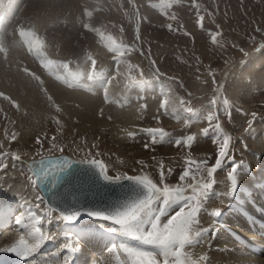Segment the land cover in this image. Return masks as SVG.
<instances>
[{
	"label": "rangeland",
	"instance_id": "374dc122",
	"mask_svg": "<svg viewBox=\"0 0 264 264\" xmlns=\"http://www.w3.org/2000/svg\"><path fill=\"white\" fill-rule=\"evenodd\" d=\"M104 1H106L103 3L105 6L97 3L93 6L94 10L87 9L83 18L75 23L76 30H89L91 34H81L80 30L71 35L66 42L62 56L51 55L49 59L56 62L68 61L70 71L80 70L83 73L87 70L84 72L85 78L82 79L81 84L90 88L101 86L105 92V89L109 90V87L113 88L116 85L114 87L117 88L116 91L111 88L107 90L108 95L112 93L111 102L113 101V105L117 107L114 117L107 116V109H103L105 114L97 111L92 115L90 111H85L82 113L83 117L85 113L87 114L85 118L67 119L60 116L56 110L55 106H62L60 98L59 100L54 97L39 98L35 92L29 95L27 86L15 80L16 77L9 78L8 74L0 71V154L9 153L5 158L7 164L8 161L16 164L15 167H7L0 172L2 174L14 173L25 184V187H32L33 197L30 202L40 214L50 207L44 198L43 201L37 200L38 195L43 196L37 187L33 188L31 185L28 178L29 170L22 159L60 153L77 157L76 159L94 158L104 162L110 176L147 174L158 185L161 183L160 165L162 163L165 170L164 183L174 186L179 182L178 177L186 167V161L207 160V166L214 164L218 151V144L214 143V138L217 137L214 128L216 123L221 125L223 134L230 137L229 154L237 163L242 161L245 164L242 152L251 155L257 149V144L246 139L247 134L260 127L256 131L264 136L262 128L264 127V83H261L264 81V0ZM17 10L18 8L12 11ZM92 13L94 16H91ZM200 16L203 17V27L198 24ZM169 24L172 25V30L167 27ZM49 27L54 30L57 24L52 23ZM26 30H30V34ZM1 32L2 27H0V36ZM15 32L21 36L25 43H23L24 46L28 48L24 52L27 55L23 59L28 58L31 62L26 60L29 63H24L29 64L34 72L40 71L41 75V70L46 69V67L44 69L39 67L41 65L39 58L44 54L42 51L44 49L39 50L41 45L39 49L36 45L38 40H42L41 36L46 35V31L41 30L40 36L29 28L24 30L17 28ZM211 33L218 34L215 44L212 43ZM8 35L12 37L10 32ZM110 41L114 45L125 46V49H134L130 52L125 50L124 56L120 57L122 62L127 61V63L121 62L119 67L117 66L114 62L117 54L107 46ZM39 51L43 52L40 53L41 57L38 54ZM48 52L51 50L48 49ZM70 54L81 55L82 60L79 56L78 58L75 55L72 57ZM69 55L71 57L68 58ZM78 59L80 61H77ZM93 59L96 61L95 70L106 72L105 83L104 80L87 81V74L93 70L91 63ZM42 60L47 59L42 58ZM127 64L134 67L129 70ZM48 72V70L44 71L46 74ZM44 73L42 75H46ZM58 73L65 75V70L60 68ZM46 76L49 83L57 86L56 82H59V87L66 88V91L76 90L75 92H78L77 89L79 93L82 90L88 91L85 87L68 88L57 79L55 82V76L49 73ZM252 80L255 82L252 83ZM102 83L105 87L100 85ZM9 86L12 87L7 90ZM15 87L19 88L18 93H15ZM104 92H102L103 95ZM27 95L32 98L33 102L37 101L48 108V112L36 108L35 111L39 112L29 111L25 114L24 109H20L19 106ZM167 97L175 100V112L161 108L162 101ZM181 100L185 101L183 106L180 104ZM213 100L216 101L215 104L211 103ZM225 100L228 101L227 104L224 103ZM103 103L105 105L106 102L101 104ZM142 105L146 107H141ZM179 107L182 109L180 110ZM119 108L123 111V115ZM187 108H191L195 115L185 110ZM253 113L256 114L255 119H253ZM208 114H215L217 119L209 122L206 118ZM125 117H130L133 121ZM56 120L60 121L59 125ZM147 128H163L171 133L164 142L152 144L151 138L144 131ZM120 129L124 133L120 134L122 131ZM205 129H208L206 136L204 135ZM117 130L118 132H115ZM129 133L135 135L130 136ZM13 134L16 137L15 140L11 139ZM189 135L194 137L190 146L174 143ZM52 137H56L54 142L58 145V149H51ZM37 138L41 140L40 144L36 142ZM259 142L264 145V139ZM146 143L149 144L147 149L145 148ZM59 148L63 151H59ZM11 153L19 154L20 161H14ZM138 161H142L143 166L138 164ZM191 167L195 170L196 165L192 164ZM169 169H171L170 173ZM230 171L231 165L226 160L221 169L214 174L216 184L213 192L219 189L221 194L214 195L209 207L204 208V212L214 210L222 212L225 209L222 194L230 192ZM238 175H241L239 169L237 171L239 186L248 181L242 183L243 179L238 178ZM244 176L249 178L251 172ZM224 179L227 183H223ZM38 203L40 204L39 209L36 207ZM58 215L54 211L50 223L45 216L41 225H52L58 231L63 232L75 229L80 233H85L90 228L103 229V236L100 239L105 237L104 241L111 245L122 237L119 233L108 234L106 232V228L112 226L109 221L90 218L93 220L86 219L84 223L83 220L80 222L84 225H94V227L83 228L79 222L78 224L76 222L74 227L73 223L55 219ZM199 227L201 229L204 227L201 222ZM192 250L188 248L186 253L190 263H195L196 253Z\"/></svg>",
	"mask_w": 264,
	"mask_h": 264
},
{
	"label": "bare ground",
	"instance_id": "6f19581e",
	"mask_svg": "<svg viewBox=\"0 0 264 264\" xmlns=\"http://www.w3.org/2000/svg\"><path fill=\"white\" fill-rule=\"evenodd\" d=\"M105 2L106 1L104 0H102L101 3L100 0H0V27H2V32L0 36V71L8 74L9 78L16 77L15 80L27 86L29 95H32L35 92L39 98L54 97L57 100H59L60 98L62 100V106L59 107L60 110L57 112L60 113V116H64L67 119H72L73 117L85 118L87 114L85 113L84 117L82 114L85 111H90L92 115H94L97 113V111H101L103 109L104 110L107 109L106 112L107 116L114 117V115L117 112L116 109L117 107L115 108V105H113V101L111 102L112 93L110 92L111 94L108 95V100L110 102L105 103V105L103 103L102 105L101 103L105 102V94L103 95L102 92H104L103 91L104 88H102L101 86L100 87L92 86L93 88H91V90L88 91L82 90L80 91V93L78 89H77L78 92H75L76 90H74V92L71 90L66 91V88L61 89L59 87L60 86L58 85L59 82H56V79H54V81L57 83L58 87L56 86V84L48 82L46 75L49 72L47 74L44 73V71H47V69L43 71L41 70L42 74L44 73L46 75H42V74L40 75V71H37V73L34 72L33 68H31L29 64L24 63V62L29 63L28 61L31 62V60L28 58L26 59L28 61L23 59L24 56L26 57L27 55V53L25 55L24 52L27 51L28 48L24 46L25 43L21 39V36L17 35L15 32V29L17 28H19L20 30L29 28L31 30L33 29L34 32L40 36L39 33L41 30L46 31V35L41 36L42 40L40 41L38 40L39 42L37 41V45H36V47L39 49V46L43 44L44 50L42 51L44 52V54L42 55V57L40 56V53L43 52L40 51L38 52L39 56L41 57L39 58L40 59L39 62L41 64L42 58L49 59L51 55L62 56L61 54L64 51L68 39L71 37V35H74L75 33H78L81 30V29L76 30L75 28V23H77L76 21L78 19L83 18L84 14H86L85 11L87 9L90 8L93 9V6L94 5L96 6L97 3L103 4ZM16 8H18V10L16 12H13L12 10ZM91 16H94L93 13ZM52 23L57 24V27L54 30H52L51 27H49L50 25H52ZM26 31L28 32V34H30V30H26ZM9 32L12 35V37H9L8 35ZM81 34L87 35V34H91V32L89 30L86 31L81 30ZM81 48L82 47H80V49ZM48 49H50L51 52H48ZM70 55L68 56V58L71 57ZM73 55L72 57L77 56V58L79 56L78 54L75 56ZM80 58H81L80 60H82V57ZM80 60L78 59L77 61ZM71 61L73 62V60ZM86 66H87L86 68H88V65ZM39 67L41 69L45 68L44 66H42V64L39 65ZM118 70L121 71L120 68H118ZM113 81L110 82L113 83ZM254 82L255 81H253L252 83ZM261 83H264V81ZM100 85L105 87L103 83ZM105 85L107 87L108 83ZM115 86H113V88L109 87V90L111 88V90L115 89L113 91H116L117 88H114ZM11 87L12 86H9L7 90H10ZM100 89H102V91ZM14 90L15 93L19 92V88L17 87H15ZM108 91L107 93L109 94ZM113 95L115 96V93ZM98 96L99 98L101 97L102 99L100 98L101 99L100 100ZM71 101L73 103H71ZM21 102L22 104L19 107L20 109L21 108L24 109L23 112H25V114L28 113L29 111H32L31 113L39 112V111H35L36 108L44 109L47 112L49 110L48 108H45L42 104L38 103L37 101L33 102L32 98H30L28 95L25 96ZM74 102L77 103L78 105L75 104ZM119 110L121 109L119 108ZM127 110L128 109H126V111ZM102 112H104L103 114H105V111ZM128 112L130 114L132 113L130 111ZM90 115L91 114H89V116ZM122 115H123V111H122ZM89 116L88 119L90 118ZM127 118L128 117H125V119ZM128 119H130V117ZM131 121H133V119ZM124 122H126V120H124ZM262 128L264 129V127ZM257 129H254L253 132H249L246 138L249 142H254L255 144H257V149L255 150L254 154L247 155V153L242 152L244 155L243 156L245 162L244 165L248 166V168L250 169L251 176L247 178L244 175H238V178L243 179L241 181L242 183H245L247 180L248 181L245 184H240L235 194L231 196L229 195V193L222 194V200L224 201L225 209L221 212L222 216L218 220L217 218L213 217L210 214L211 212L208 211L201 212L200 222L202 226H204L202 227V229H212V230L205 234V238L202 243L195 245L194 247H190L191 249H193L192 251L196 253V258H195L196 262L195 263L191 262L190 264H262L264 263V243H262V241L258 239L257 235L253 233L256 224L259 222V219L261 220L262 217L264 216V145L259 142L261 139H264V136L261 133H259V131H256ZM115 132H118V130ZM122 132L123 130L121 131L120 134H122ZM8 162H9L7 164L8 168L9 167L13 168L16 166L15 162L14 163H12V161H8ZM239 172L241 174L243 172V168L239 169ZM223 183H227L226 179H224ZM31 188L27 186L25 187V184L22 183L21 180L14 173L10 172L7 174H2L0 172V248L10 246L16 239H18L19 235L22 234V230L20 226L16 223V221L20 219L23 220L24 222H28L27 218L29 216V209L36 212V209L34 208L33 204L30 202V200L33 197V191ZM219 193L221 194V191L217 189L215 195H219ZM213 198L214 195L207 202L205 207L206 209L207 207H209L210 202ZM37 214L40 215V213ZM88 220H93V219L89 218ZM85 221L83 220V223ZM79 223L81 226L82 222ZM73 225L75 227V224ZM40 227H42V230L45 233H47L51 238L46 240L41 246V248L38 250V252L35 254L34 258L37 264H64V256L66 255L71 256L72 258L71 264H119V261L124 259V256L122 252L119 251L118 248L114 249L113 246L114 245L118 246L121 244L132 246L136 244L135 241L133 243L131 239L122 236L119 239H117V241L113 245H111L108 242L104 241L103 238L105 237L102 238L103 240L100 239V237L103 236V232H104L102 231V229L90 228L85 233H80L75 229L64 232L60 230L58 231L52 225L51 226L40 225ZM84 241H86V243ZM68 242H72L77 248V251H75L74 253H69L64 248V245ZM248 246L251 247L252 250H250ZM192 253L193 252H191V254ZM0 264H25V262L11 253L0 252Z\"/></svg>",
	"mask_w": 264,
	"mask_h": 264
},
{
	"label": "snow or ice",
	"instance_id": "6c2138e0",
	"mask_svg": "<svg viewBox=\"0 0 264 264\" xmlns=\"http://www.w3.org/2000/svg\"><path fill=\"white\" fill-rule=\"evenodd\" d=\"M194 6L199 7L198 5ZM202 21L203 17H198L200 27H203ZM167 27L169 30H172L171 24ZM217 35V33H211L213 44L217 42ZM137 38L139 37L137 36ZM107 46L112 52L117 54L114 57V62L117 65L122 62L120 57L124 56L125 50L129 52L134 50L125 49L123 45H114L111 41ZM42 48L43 44H41L40 50ZM91 63L93 70L87 74V81L104 80L106 72H97L95 70L96 61L94 59ZM123 63H127V61H123ZM41 64L46 67L50 75H54L55 79L65 84L68 88L85 87L86 90H91L90 87L81 84L82 79L85 78V74L80 71H70L67 62H56L47 59L41 60ZM127 66L129 70L134 67L131 64H127ZM60 68L65 70V75L58 73L57 70ZM105 102H110L108 100L107 89H105ZM211 103L215 104L216 101L213 100ZM224 103L227 104L228 101L225 100ZM180 104L183 106L185 101L181 100ZM55 107L57 111L60 110L59 106ZM141 107H146V105H142ZM161 108L175 112V100L171 97L164 99L161 103ZM186 110L195 115L191 108H187ZM252 116L255 119L256 114L253 113ZM206 118L209 122H212L217 119V116L215 114H208ZM156 119L158 120L159 118L157 117ZM56 123L59 125L60 121L56 120ZM214 128L217 133L214 143L218 144L214 164L207 166V160L200 162L186 161V167L178 177L179 182L174 186L164 183L165 170L162 163L160 165L161 183L158 185L147 174H117L110 176L107 166L99 159L85 158L73 160L68 157L53 158L51 156H42L38 162L33 160L28 165L30 173L28 178L33 188L43 186L51 191V189L57 186L60 173H63L66 177H70L73 175L72 170L74 165H86L87 171L91 174L90 179L94 183L100 180L108 184H120L122 181H127L132 188L139 189V194L134 199H125L110 207L94 208L81 206L79 208L71 207L67 209L50 207L40 215L29 209L28 222L20 219L16 221L22 230V234L10 246L0 248V252L11 253L23 260L25 264H37L34 258L35 254L43 243L51 238L42 230L40 225L45 216H47L50 223L53 219L52 213L58 211L59 215L55 219L73 224L84 216L93 218L94 220L109 221L112 226L106 228L108 234L119 233L121 236L135 241L136 244L132 246L126 244L113 246L114 249L118 248L124 256V259L120 260L119 264H190L186 249L202 243L205 234L212 230L201 229L199 224L201 212L206 207L210 198L215 195L213 192L216 184L214 174L221 169L227 160L231 165V171L229 172L231 183L229 195L231 196L238 190V169L243 168L241 175H246L250 172L248 166L244 165L242 161L237 163L234 157L229 154L230 137L223 134L221 125L216 123ZM144 131L151 138L152 144L162 143L170 136V133L163 128H147ZM207 134L208 129H205L204 135L206 136ZM129 135L134 136L135 134L129 133ZM11 139H16L14 134ZM55 140L56 137H52V141H50L51 149L53 150L58 149V145L54 142ZM193 141L194 137L189 135L183 140L178 139L174 141V143L190 146ZM36 142L40 144L41 140L37 138ZM148 147L149 144L146 143L145 148L147 149ZM59 151L62 152L63 149L59 148ZM8 155L9 153L0 154V170L7 168L8 165L5 158ZM10 155L14 161H20L21 159L17 153H11ZM137 163L143 166L142 161H138ZM192 164L196 165L195 170L191 167ZM168 172L170 173L171 169ZM50 175L52 179L49 185ZM186 181L188 182L186 183ZM37 200L43 201V197L38 195ZM36 207L39 209L40 204L38 203ZM210 214L217 218V220L222 216L219 210H214ZM82 227L88 228L94 227V225L85 224ZM84 242L86 243V241ZM64 248L69 253L77 251L72 242L66 243ZM70 260L71 256H64V264H70Z\"/></svg>",
	"mask_w": 264,
	"mask_h": 264
},
{
	"label": "water",
	"instance_id": "95a60500",
	"mask_svg": "<svg viewBox=\"0 0 264 264\" xmlns=\"http://www.w3.org/2000/svg\"><path fill=\"white\" fill-rule=\"evenodd\" d=\"M49 156L53 158L68 157L73 160H79L63 153L44 155L43 157ZM41 157L22 159V161L28 167L33 160L38 162ZM72 171L73 175L70 177H66L63 173H60L57 186L51 189V191L47 187H37L49 207L57 209L79 208L81 206L94 208L110 207L119 201L134 199L139 194V189L132 188L127 181H122L120 184H108L100 180L94 183L90 179L91 174L87 171L86 165H74ZM51 179L50 175L49 185ZM56 212L59 213L58 211ZM88 218L90 217L84 216L76 222Z\"/></svg>",
	"mask_w": 264,
	"mask_h": 264
}]
</instances>
